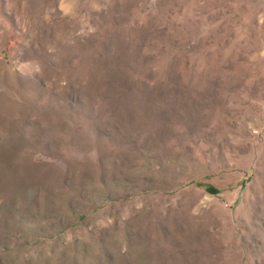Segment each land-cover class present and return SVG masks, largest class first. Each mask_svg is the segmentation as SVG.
Segmentation results:
<instances>
[{"label": "rangeland", "instance_id": "1", "mask_svg": "<svg viewBox=\"0 0 264 264\" xmlns=\"http://www.w3.org/2000/svg\"><path fill=\"white\" fill-rule=\"evenodd\" d=\"M0 264H264V0H0Z\"/></svg>", "mask_w": 264, "mask_h": 264}]
</instances>
